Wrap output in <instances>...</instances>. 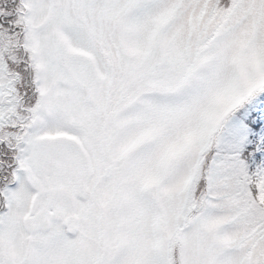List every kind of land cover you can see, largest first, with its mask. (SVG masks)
I'll return each instance as SVG.
<instances>
[{"label":"snow or ice","instance_id":"6c2138e0","mask_svg":"<svg viewBox=\"0 0 264 264\" xmlns=\"http://www.w3.org/2000/svg\"><path fill=\"white\" fill-rule=\"evenodd\" d=\"M0 264H264V0H0Z\"/></svg>","mask_w":264,"mask_h":264}]
</instances>
